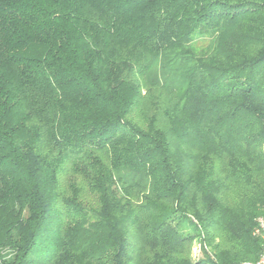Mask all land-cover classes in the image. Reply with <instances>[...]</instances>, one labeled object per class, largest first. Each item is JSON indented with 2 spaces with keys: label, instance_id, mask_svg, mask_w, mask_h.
<instances>
[{
  "label": "trees",
  "instance_id": "trees-1",
  "mask_svg": "<svg viewBox=\"0 0 264 264\" xmlns=\"http://www.w3.org/2000/svg\"><path fill=\"white\" fill-rule=\"evenodd\" d=\"M260 216L264 0H0V264L253 263Z\"/></svg>",
  "mask_w": 264,
  "mask_h": 264
},
{
  "label": "built area",
  "instance_id": "built-area-1",
  "mask_svg": "<svg viewBox=\"0 0 264 264\" xmlns=\"http://www.w3.org/2000/svg\"><path fill=\"white\" fill-rule=\"evenodd\" d=\"M255 235H257L258 237H260L261 239L264 240V216H260L257 219ZM247 264H264V246H263V249L261 251V255H260L258 261L253 262V263H247Z\"/></svg>",
  "mask_w": 264,
  "mask_h": 264
},
{
  "label": "rangeland",
  "instance_id": "rangeland-1",
  "mask_svg": "<svg viewBox=\"0 0 264 264\" xmlns=\"http://www.w3.org/2000/svg\"><path fill=\"white\" fill-rule=\"evenodd\" d=\"M201 255V251H200V245L199 243H196L193 249V257L194 258H198Z\"/></svg>",
  "mask_w": 264,
  "mask_h": 264
}]
</instances>
